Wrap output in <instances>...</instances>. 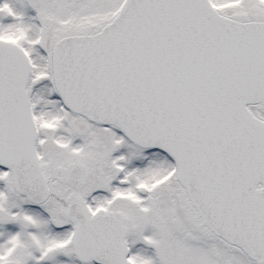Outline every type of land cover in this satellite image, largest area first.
Wrapping results in <instances>:
<instances>
[{
    "label": "snow or ice",
    "instance_id": "6c2138e0",
    "mask_svg": "<svg viewBox=\"0 0 264 264\" xmlns=\"http://www.w3.org/2000/svg\"><path fill=\"white\" fill-rule=\"evenodd\" d=\"M0 264H264V0H0Z\"/></svg>",
    "mask_w": 264,
    "mask_h": 264
}]
</instances>
